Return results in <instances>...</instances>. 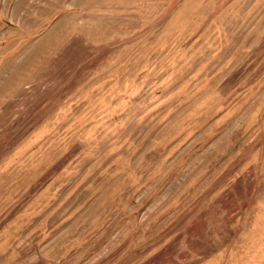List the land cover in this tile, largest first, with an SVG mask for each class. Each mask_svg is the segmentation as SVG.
<instances>
[{
    "label": "rangeland",
    "instance_id": "1",
    "mask_svg": "<svg viewBox=\"0 0 264 264\" xmlns=\"http://www.w3.org/2000/svg\"><path fill=\"white\" fill-rule=\"evenodd\" d=\"M0 264H264V0H0Z\"/></svg>",
    "mask_w": 264,
    "mask_h": 264
}]
</instances>
